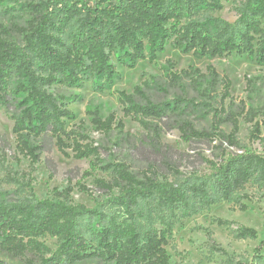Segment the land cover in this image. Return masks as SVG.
Here are the masks:
<instances>
[{
	"label": "trees",
	"instance_id": "1",
	"mask_svg": "<svg viewBox=\"0 0 264 264\" xmlns=\"http://www.w3.org/2000/svg\"><path fill=\"white\" fill-rule=\"evenodd\" d=\"M226 1L25 4L27 19L13 29L19 42L11 40L13 30L2 29L4 37L0 36V110L10 114L18 152L31 164L53 147L63 154L71 149L77 160L97 159L99 147L66 131V122L73 118L69 106L78 99L70 92L86 84L96 92L108 91L118 78L117 67L153 63L167 47L196 60L235 55L264 66V0H244L234 24L211 15L220 12ZM229 90L227 77L208 66L205 73L192 68L167 72L161 101L147 97L141 87L131 94L118 92L124 115L135 118L145 132L135 146L144 168L135 173L120 163H92L111 179L94 181L105 199L91 209L69 201L71 188L54 191L46 199H0V251L30 264H168L166 240L176 218L222 200L245 211L236 195L251 182L264 187V154L237 142L236 118L223 109ZM213 96L220 97V111ZM207 120L210 125L200 127ZM92 122L102 133H109L114 124L111 119L101 121L97 113ZM224 124L231 125L229 134L221 131ZM117 128L121 132L120 124ZM174 130L190 147L219 152L217 161L202 157L203 151L191 149L195 152L191 156L161 144L160 136ZM193 157L209 165L212 173L179 183L167 180L179 176L180 168ZM154 221L159 227L152 226ZM235 234L239 239L257 237L254 229L245 227ZM45 237L55 240L54 250L41 241ZM263 249L264 240L254 249L252 261L242 264H264Z\"/></svg>",
	"mask_w": 264,
	"mask_h": 264
},
{
	"label": "rangeland",
	"instance_id": "2",
	"mask_svg": "<svg viewBox=\"0 0 264 264\" xmlns=\"http://www.w3.org/2000/svg\"><path fill=\"white\" fill-rule=\"evenodd\" d=\"M39 1L41 0H0V36L4 37L2 29L11 32L22 26L27 19L23 12L25 4ZM243 2L244 0H227L220 12L211 15L234 24ZM15 34L13 30L11 40L19 42V37ZM208 66L220 76L227 77L230 82V98L223 102V109L236 118L237 142L248 150L264 154V66H257L246 56L235 55L196 60L191 55L181 54L167 47L157 55L153 63L141 61L133 69L117 67L118 78L108 91L96 92L90 84H86L82 89L70 92L78 96V99L69 106L73 118L66 122V131L87 137L88 142L99 147L97 159L89 157L77 160L73 158L71 149H65L63 154L53 147L50 152L40 155L38 163L31 164L17 150L9 112L0 110V199H46L52 197L54 191L61 192L71 188L69 201L72 204H81L90 209L96 207L105 196L95 190L94 181H109L111 175L99 168H92V163L100 166L120 163L135 173L144 168L143 159L137 155L135 146L138 145L140 135L145 132L135 118L124 115L117 93L131 94L135 87H141L147 97L156 102L161 101L166 92L167 72L178 73L192 68L205 73ZM137 100L140 101V98ZM214 100V107L220 111V97ZM94 113H97L101 121L111 119L114 122L109 133L97 130L92 122ZM118 124L122 127L121 132L117 128ZM209 125L210 120H207L201 122L200 127ZM220 129L229 134L232 128L230 124H224ZM66 143L71 144V140ZM160 143L191 156L195 155L191 149L203 151L202 157L212 161H217L219 156V152L206 150L204 146L190 147L180 139L175 130L163 133ZM229 151L231 150L226 152ZM192 159L180 168L179 176L170 175L167 180L179 183L191 176L200 177L212 173L209 165L196 157ZM78 187H85L88 192L80 191ZM236 197L246 207L245 211H239L232 201L222 200L188 217L176 218L166 240L168 264L251 262L254 249L264 240V187L251 182ZM219 222L225 224L221 225ZM152 226L157 228L159 223L154 221ZM239 227L254 229L256 239L237 238L235 230ZM41 241L51 250L55 249L54 239L45 237ZM260 255L264 257V249ZM0 264L30 263L0 251ZM77 264L101 263L87 261Z\"/></svg>",
	"mask_w": 264,
	"mask_h": 264
}]
</instances>
